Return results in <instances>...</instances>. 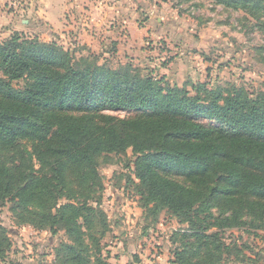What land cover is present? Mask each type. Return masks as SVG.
<instances>
[{
    "label": "trees",
    "instance_id": "16d2710c",
    "mask_svg": "<svg viewBox=\"0 0 264 264\" xmlns=\"http://www.w3.org/2000/svg\"><path fill=\"white\" fill-rule=\"evenodd\" d=\"M213 1L255 18L264 14V0ZM0 73V203L9 199L21 224L54 234L70 226L71 244L57 250V264H107L100 240L109 225L100 209L98 167L101 157L128 147L147 209H170L197 228L188 215L193 210L199 217L225 200L238 220L245 198L248 213L264 217V92L252 96L244 88L203 83L192 86V95L131 64L108 68L94 55L76 58L55 42L19 34L0 42ZM79 108L100 119L53 112ZM102 110L136 115L118 119ZM201 117L217 125L203 124ZM19 139L31 141L32 149L8 160ZM172 169L189 172L190 185L163 175ZM201 245L203 252L183 246L180 263L201 253L212 261L226 249ZM9 246L0 225V249Z\"/></svg>",
    "mask_w": 264,
    "mask_h": 264
},
{
    "label": "rangeland",
    "instance_id": "374dc122",
    "mask_svg": "<svg viewBox=\"0 0 264 264\" xmlns=\"http://www.w3.org/2000/svg\"><path fill=\"white\" fill-rule=\"evenodd\" d=\"M15 34L55 42L76 58L94 55L108 68L131 64L172 87H186L192 95V86L203 83L210 89L244 88L252 96L264 92V14L255 18L213 0H0V42ZM53 112L95 123L100 119L80 108ZM100 113L126 120L136 115L124 110ZM199 120L217 125L211 119ZM32 144L17 140L6 158H19L16 153L32 149ZM128 148L126 153L109 154L108 160L101 157L98 167L100 209L109 225L100 240L107 264H181L183 246L203 252L206 241L226 249L212 261L203 253L191 260L183 254L189 260L183 264H264V217L248 213L245 198L238 220L225 200L214 201L199 217L193 210L188 215L197 228L170 209L151 211L144 206L135 176L136 156ZM34 165L39 168L35 160ZM163 175L188 186L192 177L182 169ZM12 205L9 199L0 203V225L10 241L0 249V263L57 264V250L71 244L70 226L54 234L21 224L10 211Z\"/></svg>",
    "mask_w": 264,
    "mask_h": 264
}]
</instances>
